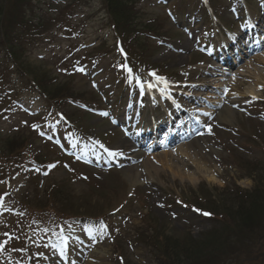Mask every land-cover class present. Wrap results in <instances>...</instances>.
<instances>
[{"label":"rangeland","instance_id":"obj_1","mask_svg":"<svg viewBox=\"0 0 264 264\" xmlns=\"http://www.w3.org/2000/svg\"><path fill=\"white\" fill-rule=\"evenodd\" d=\"M52 1L57 12L67 6L66 15L70 22L57 25L54 28L57 30L48 35L47 42L44 37L45 41L29 57L27 70L31 67L35 75L45 74V87L55 90V93L67 91L68 87L86 100V103L65 101L62 108L67 113L82 116L87 129L79 133L80 139L72 138L66 128L69 125L60 113L62 111H58L61 104L46 100L18 70L7 77V82L0 84V153L5 149L1 147L3 142L12 144L13 150L19 148L21 143L18 141L21 140L29 145L30 154L39 156L45 163L39 167L37 159L35 165L27 155L19 154L11 164L9 174H6L1 171L4 163L0 157V245H3L0 264H163L165 259H168L165 263L168 264L176 258L185 262L191 251L182 252L176 240L190 233L188 238L192 242L202 244L203 237L221 231L229 233L231 243L235 238L239 240L242 264H264V254L261 255L264 240L260 241L258 236L252 238L253 252L244 245V229L250 228V224L244 223L250 222V217H246L247 212H239L241 203L237 197V188L248 192L254 189L264 191V63L249 69L245 67L252 57L264 55V44L253 52L242 54L229 74L224 70L227 75H220L216 70L218 64L207 68L210 58L200 40L192 41L182 30L188 19L185 17L197 16L196 10L201 8L198 4L192 10V1L188 0H185L186 5L179 1L175 6L171 5L174 0H159L160 7L158 0H126L138 18L139 32L148 29L150 20H156V25L161 27L167 24L171 32H176L169 42L145 35L142 37L146 40L142 44L144 47L140 48L136 43L134 52L137 55L145 52L143 56L152 61L151 64H163L164 71L169 72L168 68L178 70L175 77L179 83L168 84L166 92L179 99H194V109L184 110L189 117L198 119V133L187 140L195 143L197 139H204L199 150L202 167L207 172L203 177L192 165L187 173L164 169L159 171V175H152L147 168L157 160L150 159V156L173 153L180 146V140L171 145H161L163 137L154 138L150 150L141 149L138 155L132 154L128 158L127 154H119L132 144L120 129L125 122L116 124L113 116L115 120H123L127 108L132 107L130 100L136 99L137 85L145 82L143 72L129 59H120L117 53L120 37L116 30L124 35V24L108 13L106 0ZM220 1L221 22L240 28L248 14L241 5L242 0ZM259 1L246 0V4L257 6ZM162 3L166 7H162ZM135 4L137 6L133 7ZM173 6L177 11L180 8V19L175 23L167 16V12H171L168 7ZM45 13L52 12L47 9ZM198 17H207L198 25L208 35L202 43L215 46L218 35L226 36L222 27L216 28L210 12H206V16L201 13ZM142 34L137 33L132 39L136 40ZM101 44H106L105 55L85 64L89 57L85 50L92 51ZM126 44L132 47L133 42ZM187 45L189 47L186 48ZM120 68L130 69L129 72L140 79L126 80ZM251 89L255 95L250 96ZM22 91L28 95L19 96ZM13 93H17L16 96ZM128 93L133 95L127 97ZM7 95L8 98L3 100L2 97ZM155 102L154 111L145 107L142 112L130 111V115L144 122L148 116L158 112L162 114L161 110L165 112V108L170 106L161 99ZM104 110L108 114L105 115ZM227 111L230 113L226 114ZM46 117L48 121L45 122ZM74 127L72 129L77 133ZM93 135L101 136L104 139L102 144L95 146L90 137ZM53 141L59 142L69 152L75 146L79 151L75 154L87 155L90 165L66 157L58 158L61 162L57 164H50L56 158L54 151L64 152ZM155 143L160 145L155 146ZM84 148L87 150L83 151ZM109 152L117 155H109ZM90 154L99 157L100 161L90 158ZM115 156H119V162ZM109 167L117 171L110 175ZM92 177L101 187L107 180L111 184L120 180L127 186L125 195L115 202L117 194L113 189L102 197L93 194L88 184ZM136 189L140 192L134 194ZM126 198L129 202L114 211ZM192 202L210 206L215 211H219L215 206L222 207L234 217L236 226L228 227L220 221L205 218L187 205ZM258 204L259 207H253L248 215L263 212L264 198H260ZM154 233L156 239H153ZM165 236L168 238L162 253L152 243L161 242L160 238ZM171 237L175 240L169 239ZM64 239L70 243V253L76 254L77 263H73L71 254L63 250ZM230 246L234 253L235 248ZM197 248L203 255V247ZM228 252L229 249L224 248V254ZM247 254L256 259L246 257ZM161 255L164 259L160 261ZM62 256L66 257V262Z\"/></svg>","mask_w":264,"mask_h":264},{"label":"trees","instance_id":"obj_2","mask_svg":"<svg viewBox=\"0 0 264 264\" xmlns=\"http://www.w3.org/2000/svg\"><path fill=\"white\" fill-rule=\"evenodd\" d=\"M80 1V0H77ZM128 1V0H127ZM70 3V2H69ZM68 3V5H69ZM109 11L115 18H119L120 22L124 24V33L134 34L137 33L136 21L138 18L133 14L132 9L130 10L129 2L126 0H107ZM48 5V6H46ZM54 3L52 0H0V47L8 52V56L15 62L20 63L22 66L24 59L29 56L31 50L42 41L41 37L47 30L54 28L56 23L66 19L67 6L59 9V12L53 7ZM72 6V5H70ZM47 9H50L52 13H45ZM68 17V16H67ZM9 30V31H8ZM140 38L134 40V42L140 43ZM142 44V43H141ZM35 79V83L42 90H49L45 87V74L43 76L35 75L33 71L30 72ZM122 185L120 183L109 186L108 189L100 193L102 196L110 190H114L117 194L118 199ZM241 199V205L239 212L246 213V217H250V222H245V225L250 224V228L244 229L248 233L252 234V231L264 229V226L259 227L258 224L264 220V210L258 215H248L253 210V207L258 208L259 199L264 198V191L256 189L252 194L239 195ZM219 211L222 212L223 208L215 206ZM227 213L226 211H224ZM241 217V215H240ZM233 224L235 219L233 218ZM236 226V224H235ZM234 226V227H235ZM232 227V226H228ZM241 230V229H240ZM240 232V231H239ZM228 232L220 233L214 232L206 237V241L202 244L192 242L189 236L176 240L180 244L182 252L191 251V254L185 258V262L182 259H175L168 264H236L240 263L241 252L238 249L240 244L239 240L233 241L228 235ZM256 235H259L257 232ZM264 238L263 235H261ZM168 237H161V242H157L156 246L164 253V245ZM175 240L174 238H169ZM243 242L247 240L250 245V240L247 234L242 236ZM191 243L190 245H188ZM232 245L235 248V252L232 253ZM245 245V243H244ZM203 247L204 252L201 254V250L197 247ZM206 246V247H205ZM224 248H228L229 252L224 254ZM164 259V256L162 255ZM168 261L165 259L164 263Z\"/></svg>","mask_w":264,"mask_h":264},{"label":"bare ground","instance_id":"obj_3","mask_svg":"<svg viewBox=\"0 0 264 264\" xmlns=\"http://www.w3.org/2000/svg\"><path fill=\"white\" fill-rule=\"evenodd\" d=\"M258 5L260 7H263L262 10H260V7H254L250 10V16L249 18L252 21H261V19L264 18V2H260L258 3ZM236 34H239L236 33ZM258 44V43H257ZM188 47V45H187ZM211 52L215 54H217L218 52H216L215 50H210ZM264 60V55L263 56H255L253 57L247 64H246V68H251L253 65L255 64H263ZM147 79L150 80L149 77H147ZM235 85V84H234ZM237 86V85H236ZM165 89V83L157 80V79H152L151 85L149 87L150 93H154L157 95H160L161 93L163 94ZM250 96L251 95H255V91L253 89H251L249 91ZM255 97V96H253ZM175 112V111H173ZM227 113H230V111H227ZM158 123V122H156ZM155 127V124L152 126V128ZM139 132V129H137V133ZM182 137H179L178 139L180 140V146L177 149H174L173 153L172 152H162L160 154L157 155H152L150 156V159H156L157 162L156 164H160L161 166L159 167L156 164H151L150 167L147 168V171L150 172L152 175H159V171L164 170V169H168L169 171H173L174 169H176V171H184V172H188L191 169V165L193 167H195L196 171L198 172V174H200L199 176L203 177V174H206L207 172L203 169V164L201 163L202 157L200 156V146H201V142H199V140L195 141V143L189 141V140H185L182 141L181 139ZM130 149V148H129ZM127 149V151L129 150ZM126 151V150H125ZM181 158V159H180ZM186 160V161H185ZM117 161H120V159H118ZM162 168V169H161ZM206 177V176H205ZM195 179H193L194 181ZM91 264V263H89Z\"/></svg>","mask_w":264,"mask_h":264},{"label":"snow or ice","instance_id":"obj_4","mask_svg":"<svg viewBox=\"0 0 264 264\" xmlns=\"http://www.w3.org/2000/svg\"><path fill=\"white\" fill-rule=\"evenodd\" d=\"M80 71H83V69H80ZM129 71H131L130 69H129ZM153 75H155L154 73H153ZM106 115V114H105ZM101 147H103V145H101ZM109 155H117V153H112V152H109ZM52 167H55V165H52ZM204 215H210V213H203ZM106 227V226H105ZM65 243H66V239H65ZM0 250H3V245H0Z\"/></svg>","mask_w":264,"mask_h":264}]
</instances>
